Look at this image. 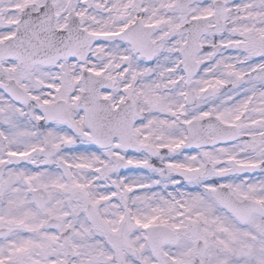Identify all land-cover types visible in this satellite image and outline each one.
<instances>
[{
  "label": "snow or ice",
  "instance_id": "1",
  "mask_svg": "<svg viewBox=\"0 0 264 264\" xmlns=\"http://www.w3.org/2000/svg\"><path fill=\"white\" fill-rule=\"evenodd\" d=\"M0 264H264V0H0Z\"/></svg>",
  "mask_w": 264,
  "mask_h": 264
}]
</instances>
